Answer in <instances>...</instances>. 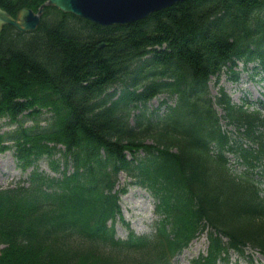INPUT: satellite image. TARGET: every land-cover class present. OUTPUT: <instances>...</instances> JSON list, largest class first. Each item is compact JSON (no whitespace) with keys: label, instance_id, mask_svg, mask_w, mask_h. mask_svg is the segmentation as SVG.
<instances>
[{"label":"trees","instance_id":"1","mask_svg":"<svg viewBox=\"0 0 264 264\" xmlns=\"http://www.w3.org/2000/svg\"><path fill=\"white\" fill-rule=\"evenodd\" d=\"M45 1L0 7L16 17ZM237 61L264 72V0H185L111 26L45 6L35 31L4 26L0 120L13 127L0 153L31 171L0 189V264H171L205 231L207 254L190 264H231V253L255 264L246 249L264 256L253 175L264 176V116L218 86L223 72L238 79ZM159 93L176 97L164 115L147 108ZM215 105L257 148L229 142ZM225 151L248 170L234 174ZM42 159L58 176L39 171ZM120 172L154 198L149 235L115 239Z\"/></svg>","mask_w":264,"mask_h":264},{"label":"rangeland","instance_id":"2","mask_svg":"<svg viewBox=\"0 0 264 264\" xmlns=\"http://www.w3.org/2000/svg\"><path fill=\"white\" fill-rule=\"evenodd\" d=\"M255 63L249 64L247 67L239 62L235 67L234 71L238 79L232 80L230 72H223L219 78L218 86H223L228 95L231 96L232 101L235 104H240L241 98L246 94L251 96L252 102H256L257 99L264 100V74L255 73L253 66ZM216 79L211 78L209 83L210 91L212 95L217 93V87L214 85ZM264 102V101H263ZM157 101H152L149 106H156ZM253 108H260L264 115V103L259 105L258 103L250 106ZM250 108V110H251ZM49 114H43L42 118L47 117ZM5 120L0 121V133L8 130V127L2 126ZM133 122V121H131ZM32 124L30 119H27L26 125ZM44 125V122H42ZM12 125L9 126V129ZM39 171H42L50 176H58L50 171L47 165V161L42 159L38 162ZM70 169V167H69ZM30 169L25 173H21L16 165L13 151H6L0 153V189L12 188L22 179L27 177ZM129 179L126 178L124 173L118 175V183L115 188H122L126 185V193L120 198L121 207V218H116L115 223V237L117 239L126 240L128 234L133 231L136 235H149L153 232L154 221L157 219L154 212V200L153 198L143 189L127 183ZM258 187L261 190V194L264 197V179L262 182H258ZM0 248L2 246L0 245ZM207 239L205 234H200L194 239L190 246H188L181 254L171 259V264H190L191 261L200 255L206 254ZM246 254H250L253 257L255 264H264V257L259 252L249 247L246 249ZM231 264H246V261L239 258L236 254L231 253L230 255Z\"/></svg>","mask_w":264,"mask_h":264},{"label":"water","instance_id":"3","mask_svg":"<svg viewBox=\"0 0 264 264\" xmlns=\"http://www.w3.org/2000/svg\"><path fill=\"white\" fill-rule=\"evenodd\" d=\"M185 0H47L37 12L24 8L16 18L0 8V32L11 25L21 32L36 30L45 6L84 18L100 26L121 25Z\"/></svg>","mask_w":264,"mask_h":264}]
</instances>
